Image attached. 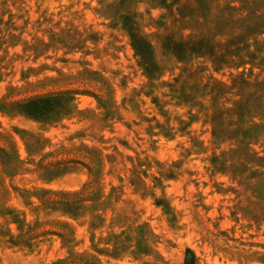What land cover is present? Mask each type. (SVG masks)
I'll return each instance as SVG.
<instances>
[{
	"label": "rangeland",
	"instance_id": "rangeland-1",
	"mask_svg": "<svg viewBox=\"0 0 264 264\" xmlns=\"http://www.w3.org/2000/svg\"><path fill=\"white\" fill-rule=\"evenodd\" d=\"M118 1L0 0V210L17 217L0 211V264H184L187 249L197 264H264V33L254 64L173 44L162 57L158 35L192 33L201 0ZM125 6L161 71H144ZM66 90L76 110L53 121L14 104Z\"/></svg>",
	"mask_w": 264,
	"mask_h": 264
},
{
	"label": "trees",
	"instance_id": "trees-1",
	"mask_svg": "<svg viewBox=\"0 0 264 264\" xmlns=\"http://www.w3.org/2000/svg\"><path fill=\"white\" fill-rule=\"evenodd\" d=\"M118 2L123 3L122 5L120 4V6L125 5L122 0H119ZM228 2L227 4L230 7L229 9H218L216 13L215 11H213L212 8L210 9L208 7V2L206 0H201V5L199 7V16L201 20H197L192 16L188 17V21H190L192 24V27L190 29L192 30V33H189L186 36L182 35L181 33L179 38L175 37L174 34L171 36L159 34L158 37L163 48V52L161 54L162 57H169V55L172 56L173 53L169 51V45L173 44L174 47H177V49L179 50V54H184L188 57L191 56L190 50L193 48H199L200 50L213 49L214 52L212 53V57L216 66L232 65L235 63L236 57H238L243 63L251 62V64H254L253 62L256 61V58H258L259 55V48L257 45L260 43V36L264 33L261 30V28H263L264 26V13L261 12L260 9H258V6H264V0H229ZM113 5L114 3L109 4V9ZM125 7L128 9L126 13H124L125 15H122V24L124 25L125 30L128 32L131 41V46L134 49L136 55L139 57L140 63L144 71L152 74L155 71H161L164 68V63L160 61L159 58L156 56L155 47L152 41L150 40L149 36L145 34L141 29L140 21L137 18V13L133 11L129 13L128 10L130 9V7ZM125 7H123V9H125ZM186 21L187 20L184 19V21L182 22ZM186 27L187 25L185 26V29L188 28ZM226 29L229 32H227ZM227 33H229L227 40L226 38L225 40H221L219 38L225 35L227 36ZM238 41L241 43V45L233 47V44L238 43ZM263 41L264 40H261V42ZM227 46H232L233 49L225 50ZM165 50L168 52H165ZM226 55H232L233 57L227 59L225 58ZM246 59H249V61H246ZM179 60L184 61L187 59L185 58ZM261 61H264V58ZM244 84L248 86L247 83ZM223 88L224 87L222 85L216 88V90L214 91V104H212L211 107L208 105L205 108L208 111V115L210 117V112H213V110L217 112V110L213 109L212 106L217 104L215 102L219 97H221ZM199 89L200 88L196 86V88L194 89V95L198 96L197 92ZM71 93L73 92L70 90H66L56 95L37 97L28 102H17L14 104L24 108L22 111L27 113L32 118L44 120L47 119L53 121L61 116H68L76 110V106L73 103V97ZM248 94L249 92H247L246 95L244 94V96L246 98H249ZM201 95L206 94L201 92L199 96ZM184 96H186L187 98L190 97L188 93H184ZM191 103L195 105L194 102ZM248 103L250 104V102ZM234 104L237 105L236 108L238 109L239 102H234ZM219 108L220 105L218 107V110ZM247 111H249V109ZM218 118L219 120H213L212 118L210 119L214 125V133L216 137L220 138L224 136V128L227 126L224 127V124L226 123L223 121L221 116H219ZM232 128L233 130H230V127L228 128L229 130L227 128L226 129L229 132L233 131V134H235V136L237 134H240L242 136V140L240 141V143H244L248 131L241 129L240 126ZM9 142L12 145V142L10 140ZM0 149L3 150L4 148L0 147ZM244 149L245 148H241V150ZM1 154L4 158H6L3 152H1ZM14 155H16V151ZM224 155H229V157H233L236 156V153L233 151H227L224 153ZM111 156L112 155H107V157ZM14 164H16V166H18L19 164L17 157L16 159H14ZM233 172L235 171L233 170ZM0 211L1 213L12 214V220H14V222H17L15 221L17 217L13 213L12 209L2 207ZM96 217L98 216L96 215ZM56 223L62 224L61 222ZM10 236L12 239L14 238L13 235ZM187 254H189V257H186L184 264H197L196 258L194 254L190 251V249H187ZM63 261L64 260H62V262ZM66 261L69 262V260L67 259Z\"/></svg>",
	"mask_w": 264,
	"mask_h": 264
}]
</instances>
